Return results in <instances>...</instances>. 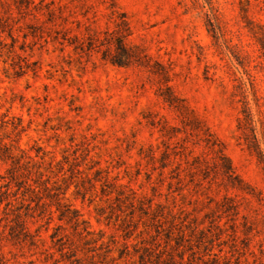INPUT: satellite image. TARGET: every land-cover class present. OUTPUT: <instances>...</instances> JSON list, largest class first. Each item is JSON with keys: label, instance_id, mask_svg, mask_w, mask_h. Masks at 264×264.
Segmentation results:
<instances>
[{"label": "rangeland", "instance_id": "rangeland-1", "mask_svg": "<svg viewBox=\"0 0 264 264\" xmlns=\"http://www.w3.org/2000/svg\"><path fill=\"white\" fill-rule=\"evenodd\" d=\"M251 1L0 0V264H264Z\"/></svg>", "mask_w": 264, "mask_h": 264}, {"label": "trees", "instance_id": "trees-1", "mask_svg": "<svg viewBox=\"0 0 264 264\" xmlns=\"http://www.w3.org/2000/svg\"><path fill=\"white\" fill-rule=\"evenodd\" d=\"M253 9V3L251 0H241L240 2V10L242 11V14L244 16V18L246 19L248 25L251 24V18H250V13ZM52 12V11H51ZM127 22V21H126ZM128 24V23H127ZM257 27H258V30H255L254 26H250L252 31H253V34L254 36L260 40L261 42H264V23L263 22H258L256 23ZM118 46L120 48L121 51H123L125 53V57H127L128 59L131 58V55L134 51L133 47L129 46V44L125 41L124 38H121L119 39V43H118ZM119 64V63H118ZM14 117L16 116H13L12 118H10L7 114H1L0 113V129H3L5 130L4 126L6 127H11L13 130L17 131V133H22V132H25L27 130V126L25 125V122H24V119L22 117H17V122H10L12 121V119H14ZM247 120L249 123L252 124V118L250 117V115L247 117ZM253 130V135L254 137H256V140L255 142L258 141L257 139V135L254 131V128H252ZM12 146H14V143H8L5 141V137H2L0 136V157L3 159V160H13L14 162H18L20 159V155L19 153H17L15 150H13ZM257 146H258V142H257ZM16 147L18 148V150L22 153H26L27 154V158H32L34 159V157L31 155V154H28V152L23 149L21 147V145H16ZM41 152L43 153H48V151H45L44 149H42V147L38 148L37 149V153L39 156L41 154ZM28 161V160H27ZM61 166V165H60ZM29 173L31 172L30 170H27ZM40 173V171H38ZM38 175H41V174H38ZM4 186H8L7 184H4L0 187H4ZM9 187V186H8ZM28 188L29 189H32L34 190L35 187L33 186V184H29L28 185ZM47 188H48V185H47ZM6 194H10L12 193L11 192V188L9 187L8 188V191H5ZM62 215H61V218L63 219L64 217H69V219H71L74 215V213L77 212L76 209L74 208H70V209H65L62 211Z\"/></svg>", "mask_w": 264, "mask_h": 264}]
</instances>
